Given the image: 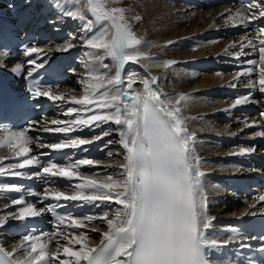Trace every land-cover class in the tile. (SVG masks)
<instances>
[{
  "label": "snow or ice",
  "instance_id": "snow-or-ice-1",
  "mask_svg": "<svg viewBox=\"0 0 264 264\" xmlns=\"http://www.w3.org/2000/svg\"><path fill=\"white\" fill-rule=\"evenodd\" d=\"M53 2L61 17L83 22L79 39L85 48L91 49L84 52L87 57L83 62L84 75L78 78L83 94L78 97L72 90L59 91L58 84H38L34 75L49 64V53L34 44L24 45L30 96L34 100L47 99L57 106L71 105L62 115L74 118L45 121L42 127L34 121L19 130L0 126V149L6 148L16 161L0 164V194H20L11 199L16 210L0 218V228L9 220L24 222L48 213L53 217L54 229L40 234L33 229L23 234L10 251L0 246V264H210L208 250L233 242L235 235L224 240L209 236L215 218L209 213V197L204 184L207 174L202 171L203 162L196 154V135L189 131L180 106L190 96L180 93L173 97L165 93L159 87L160 77L147 73V65L140 64L142 60L155 58L141 51L146 41L133 31L126 16L128 10L112 6L117 0ZM63 4L76 7L65 10ZM135 19L139 21L142 17L137 15ZM261 21H264V0H254L244 10L226 17V23L232 27L248 28ZM254 33L252 38L245 35L230 45L237 49L230 52V56L240 65L231 86L235 88L236 82L246 78L244 87L248 89L247 94L234 100L232 108L253 102V92L264 95V26L255 28ZM77 38L70 33L68 42L56 45L55 51H70L76 46ZM176 43L179 41H168L165 47ZM40 53H44L43 56ZM257 53L258 59L242 62V57ZM33 54L37 58H29ZM106 59L111 64L105 63ZM176 63L166 60L159 66L168 69ZM129 64L144 67L146 74L142 80L137 79L139 73L135 69H128ZM26 65L17 64L11 71L22 75ZM2 67L5 65L0 64ZM113 68L114 74L109 75ZM254 73H257L255 80L251 78ZM137 84L141 88L138 89ZM259 117L264 121V111L259 112ZM258 124L260 122L254 120L247 127ZM105 126H115L113 130L120 138L124 155L123 163L118 166L99 165L89 158L73 160L67 155L64 162L43 159L51 152H86V145L113 134V130ZM260 126L264 127V124ZM85 128L104 130L91 139L71 135ZM37 129L63 134L65 138L46 144L39 137L30 135ZM257 135L264 137V131ZM34 143L39 149L47 148L49 153L30 155L33 151L30 145ZM255 151V147L241 148L238 154L250 155ZM107 155L111 158L114 154L108 152ZM5 159L8 158L0 156V161ZM84 166L113 171L98 179L99 173L82 174ZM32 168L36 171L29 174L28 170ZM8 178L35 180L45 187L41 193L31 186L5 182ZM59 181L66 182L65 190L47 187ZM26 197L51 203L37 208L35 203L26 201ZM259 201H264V195L259 196ZM70 203L102 210V214L62 213L60 210ZM250 214L255 215L254 212ZM97 222L106 225L107 230L90 227ZM228 231L237 233V229L231 227ZM89 232H100L99 244L90 245ZM53 241L54 248L51 247ZM259 243L258 250L264 252V233L260 235ZM241 246L248 245L242 243Z\"/></svg>",
  "mask_w": 264,
  "mask_h": 264
},
{
  "label": "bare ground",
  "instance_id": "bare-ground-1",
  "mask_svg": "<svg viewBox=\"0 0 264 264\" xmlns=\"http://www.w3.org/2000/svg\"><path fill=\"white\" fill-rule=\"evenodd\" d=\"M131 0H117L119 4H128ZM134 1V0H133ZM159 1V0H143L139 6L134 4L133 9L139 12L143 19L140 21L142 25V30L146 32L142 39L146 41L141 49L146 52V54L155 59L146 60V64L140 62L141 65H147V73L160 77L158 83L159 87L170 96H177L180 93L190 96V99L186 102H181V108L183 109V115L187 118L186 124L188 125L189 131L194 132L196 135L195 149L196 154H209L204 159H201L203 172L207 174V171L213 168V171L219 172L221 169L228 171L230 169V164L220 163V159L229 153L232 146L227 145L222 139L218 141L216 138L219 136H229L238 143L237 140L245 137L248 133L247 124L248 122H243V124H235L240 119L243 118L241 111L237 107L232 108L234 100H221L213 95L214 88L221 85H226L224 81L234 78L236 72H216L212 69L206 70L204 66H207L206 60L220 61L221 57L216 55L217 53L229 54L234 52L236 49L230 48V45L241 40L244 36L239 37H227L218 38L217 40L212 39L213 34H223L229 31L230 24L226 23L227 15L225 12L228 6L210 8L201 10V14H197V10L189 9L185 3L175 2L173 0ZM176 5H174L172 2ZM36 2V4H34ZM62 2V0H61ZM20 4H23L20 6ZM65 10H74L76 5L63 4ZM0 7H8L14 9L18 16L23 17L29 12L28 7L34 11L32 14L35 16L39 13V18L44 19L42 28L46 29L50 26V21L53 23L52 28L55 31L53 38H55L60 31H66V36L62 41H57L55 39L50 40L47 44L43 45V48L49 50L51 53H56V45H64L69 40V34L77 35V41L75 42V47L66 53L74 60L80 62L76 68L79 78L83 77L84 69L83 62L87 59L84 55L85 51H91L84 47L83 43L79 39V33L81 29V24L83 22H77L71 18L61 17L60 10L54 6L53 0H0ZM43 8V10H41ZM187 9L191 10L190 13L179 14L175 13V10ZM194 8V7H193ZM237 10H244L243 8H237ZM185 11V10H183ZM52 14H55L52 17ZM233 15V14H231ZM89 18H91L89 14ZM190 21V22H189ZM148 32V33H147ZM141 33V32H140ZM147 35V36H146ZM209 38V39H208ZM248 38H251L249 35ZM168 41H179V43L173 44L171 46L165 47ZM80 48V50H78ZM228 48L229 52H225ZM44 50V49H43ZM79 51V53H78ZM249 49L247 52H250ZM49 52V53H50ZM78 57L75 59V56ZM5 55L0 52V64H4L3 59ZM166 60L177 61L172 67L165 69L161 66V62ZM105 63L111 64L109 59L105 60ZM17 64H22L20 61L12 65H5V67L0 68V70L6 72L9 75L14 73L11 71ZM180 64V68L178 67ZM128 69H135L139 76L138 80H142L145 76L144 67H137L134 64H129ZM115 69L108 73L109 75L114 74ZM257 76V73H255ZM167 82H166V81ZM138 89L140 86H136ZM59 91L72 90V94L80 96L83 94V86L81 84H69L58 89ZM71 105H61V109L64 111V107L67 108ZM225 109H231L230 111H225ZM202 112V113H200ZM201 117H198L200 116ZM233 115V122H218L212 124L210 117L220 119L221 116ZM70 119L66 117L65 120ZM217 119V120H218ZM205 120V121H204ZM219 124V126H218ZM109 130H113L115 126H105ZM98 134L100 135L104 129L97 128ZM91 128H87L86 132H90ZM119 136L113 130V134L105 137L102 140V145L109 152H112L113 157L109 158L108 155L105 159L99 161V165H114L118 166L123 163V151L119 143ZM110 141V143H109ZM0 156L9 157V151L4 148L0 149ZM0 164H7L6 160L0 161ZM105 171V174L101 172ZM113 169H105L104 167H96L94 173H99L100 175L96 178H103L104 175L111 173ZM90 174V176H92ZM205 189L209 197V206L211 207L210 212L215 218L213 226H226L229 222H222L221 218H229L246 210L248 205H252L254 200H250L248 204L233 207L229 204L221 205V201H217L213 195L214 191H223L216 184L212 183L208 174L204 177ZM3 194H0V216L4 217L9 211H14L8 207L9 204L3 202ZM225 196H228L225 194ZM224 197V196H223ZM91 227V226H90ZM97 228L101 230L106 229V225L99 224ZM99 232H89V243L93 245L97 242L101 235ZM216 236H222L221 233H217ZM64 243V241H63ZM11 249L16 246L14 242L9 244ZM52 248L55 247V243L51 245ZM15 255H22L15 254Z\"/></svg>",
  "mask_w": 264,
  "mask_h": 264
},
{
  "label": "rangeland",
  "instance_id": "rangeland-1",
  "mask_svg": "<svg viewBox=\"0 0 264 264\" xmlns=\"http://www.w3.org/2000/svg\"><path fill=\"white\" fill-rule=\"evenodd\" d=\"M141 1H143V0H131V2L130 3H128V4H119V3H115V4H113L112 6H114V7H124V8H126L128 11L126 12V16H127V19L129 20V22L131 23V25H132V29H133V31L139 36V37H141L142 38V36H145V34H146V32H144L143 30H142V25H141V20L143 19V17H142V15L139 13V12H137L136 10H134L133 9V6H134V4H138L137 6H139L140 4H141V2H140V4H139V2ZM159 1H161V0H159ZM163 2L164 1H166V2H170L169 0H162ZM172 2V1H171ZM174 5H176L174 2H172ZM177 6V5H176ZM189 9H191V8H189ZM183 10H185V11H183ZM193 10V9H192ZM205 11V10H204ZM179 12H181L180 14H182V12L183 13H191L192 11L191 10H187V9H181V11H180V9L178 10V8L175 10V13H177V14H179ZM193 13V12H192ZM202 12H198L197 14H201ZM137 15H139V16H141L142 17V19H140L139 21H137L136 19H135V16H137ZM190 22V21H189ZM141 32V33H140ZM148 33V32H147ZM147 36V35H146ZM78 50H80V48L78 49ZM141 51H143V49H141ZM144 53H146L145 51H143ZM78 53H79V51H78ZM142 63H145L146 64V60H142L141 61ZM79 64H81L80 62H78ZM180 64H178V67L180 68V66H179ZM181 69V68H180ZM166 81V80H165ZM167 82V81H166ZM200 113H202V112H200ZM198 117H201V115L200 116H198ZM218 118H215V121H213L214 119H212L211 117H210V120H212V124L214 123V124H216V123H218L219 121V119L217 120ZM205 121V120H204ZM218 126H219V124H218Z\"/></svg>",
  "mask_w": 264,
  "mask_h": 264
}]
</instances>
